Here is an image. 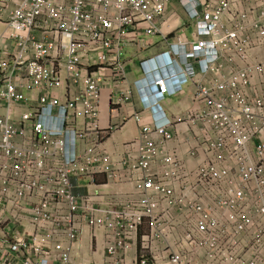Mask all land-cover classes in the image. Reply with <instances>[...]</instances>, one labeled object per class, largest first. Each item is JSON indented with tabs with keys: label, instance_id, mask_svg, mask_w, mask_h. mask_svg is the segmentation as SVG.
<instances>
[{
	"label": "built area",
	"instance_id": "obj_1",
	"mask_svg": "<svg viewBox=\"0 0 264 264\" xmlns=\"http://www.w3.org/2000/svg\"><path fill=\"white\" fill-rule=\"evenodd\" d=\"M180 1L194 37L149 57L166 63L154 101L140 88L152 121L135 113L121 161L136 196L105 206L74 182L120 176L89 137L102 67L122 80L127 37L156 34L171 0H0V264H101L73 261L87 227L96 246L104 231L103 264H264V0ZM186 84L191 104L166 115L160 100Z\"/></svg>",
	"mask_w": 264,
	"mask_h": 264
},
{
	"label": "crops",
	"instance_id": "obj_2",
	"mask_svg": "<svg viewBox=\"0 0 264 264\" xmlns=\"http://www.w3.org/2000/svg\"><path fill=\"white\" fill-rule=\"evenodd\" d=\"M204 0H199L203 2ZM178 8L182 10L179 12ZM159 31L156 34L147 35L143 32L132 33L127 37L129 43L124 47L121 59L125 62V76L122 80L115 82V77L112 75L114 67L105 65L102 67V72L105 75L101 89V104L99 117L97 119V129L89 133V137L97 135V130L101 131L100 141L101 148L111 154L113 160L121 162L127 153V144L134 140L139 134L142 123L137 122L134 115L140 113L143 117V122L152 121V116L145 109L139 85L143 81L145 75L144 69L150 65L149 57L155 56L164 50L167 42L173 40L174 36H182L189 40L194 37L195 22L187 14L180 0H171L170 5L163 20H157ZM191 26V29H189ZM4 20H0V34L4 31ZM189 30V33H188ZM144 60V62H143ZM181 69L177 67L179 74ZM130 88L132 96L129 102L120 105L115 102V98L119 96L122 90ZM192 87L186 84L181 90L165 95L161 100L163 109L168 116H175L189 107L191 104ZM80 124H85L87 118H79ZM110 124L115 126L108 129ZM107 130V132H104ZM185 132L181 133V137ZM87 145V139L79 142V147L84 148ZM171 145V144H170ZM121 162L118 167L120 170L119 180L116 183L104 186L106 179L104 175L99 174L94 180L88 177L76 178V190L82 194L88 191L87 185L94 182L99 185V196L97 203L105 206L111 202H120L131 200L136 196L134 183L132 180V170L129 163ZM94 187V185H90ZM91 229L85 228L78 246L73 252V261L89 262L97 260L102 262V243L104 241V231L97 232V246L91 242Z\"/></svg>",
	"mask_w": 264,
	"mask_h": 264
},
{
	"label": "bare ground",
	"instance_id": "obj_3",
	"mask_svg": "<svg viewBox=\"0 0 264 264\" xmlns=\"http://www.w3.org/2000/svg\"><path fill=\"white\" fill-rule=\"evenodd\" d=\"M157 57H161L162 61L158 64V66H156V70L155 71H153V72L151 71V66L149 67V69H147V68L144 69L145 75L150 74L151 80H148V81L147 80L146 81L143 80L142 81V83L139 86V91L140 92H141L140 88H142V89L146 90V93H148L150 95L152 94V88L150 87L151 83H153V80H154V78L156 76H158V75H160L162 73V70L164 68L163 66L166 65L165 60L163 59L162 56H156V57H153L151 59H156ZM151 59H149V60H151ZM167 67H171V68H168L169 70H172L173 67H175L177 69V67L173 66V64H169ZM145 75H144V77H145ZM144 77H143V79H144ZM169 83H171V82H169ZM141 94H142V92H141Z\"/></svg>",
	"mask_w": 264,
	"mask_h": 264
},
{
	"label": "clouds",
	"instance_id": "obj_4",
	"mask_svg": "<svg viewBox=\"0 0 264 264\" xmlns=\"http://www.w3.org/2000/svg\"><path fill=\"white\" fill-rule=\"evenodd\" d=\"M162 61V58L161 57H157L156 59H151L150 60V66H151V71H155L156 70V66H158V64ZM144 81H148V80H151V76L150 74H147L145 75ZM151 99L154 101L155 98L153 97V95H151Z\"/></svg>",
	"mask_w": 264,
	"mask_h": 264
},
{
	"label": "rangeland",
	"instance_id": "obj_5",
	"mask_svg": "<svg viewBox=\"0 0 264 264\" xmlns=\"http://www.w3.org/2000/svg\"><path fill=\"white\" fill-rule=\"evenodd\" d=\"M178 10H179V12H180V13H182V10H180L179 8H178ZM189 29H191V26H190V28H189ZM188 33H189V30H188Z\"/></svg>",
	"mask_w": 264,
	"mask_h": 264
}]
</instances>
